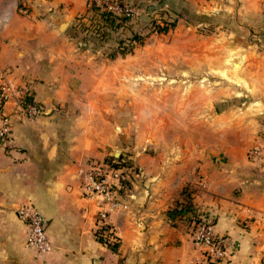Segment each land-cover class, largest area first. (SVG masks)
<instances>
[{
    "label": "crops",
    "instance_id": "0c3cea01",
    "mask_svg": "<svg viewBox=\"0 0 264 264\" xmlns=\"http://www.w3.org/2000/svg\"><path fill=\"white\" fill-rule=\"evenodd\" d=\"M87 8V0H0V70L8 81L25 84L41 109L29 118L12 101L3 106L11 142L0 145V264H192L199 252L190 230L198 216L230 237L226 264H264V158H239L241 147L229 144L196 155L186 144L173 155L127 156L120 207L109 219L118 245L112 250L96 240V207L79 195L78 170L113 155L116 141L111 127L84 120L88 101L80 98L94 95L87 89L94 76L79 60L89 55L75 53L69 32ZM61 19L69 22L58 31ZM236 62L239 70L260 64L256 73L238 74L245 88L236 94L250 100L242 112L252 115L251 145L263 143L264 58ZM26 201L46 221L53 246L47 256L22 247L26 226L15 208Z\"/></svg>",
    "mask_w": 264,
    "mask_h": 264
},
{
    "label": "rangeland",
    "instance_id": "374dc122",
    "mask_svg": "<svg viewBox=\"0 0 264 264\" xmlns=\"http://www.w3.org/2000/svg\"><path fill=\"white\" fill-rule=\"evenodd\" d=\"M109 2L131 14L118 15L112 28L88 8L69 32L94 76L87 84L94 95L80 98L88 101L84 120L111 127L118 152L88 164L123 158L119 165L128 166L136 152L173 155L186 144L194 155L229 144L245 158L254 131L252 115L242 112L250 100L236 94L245 88L238 74L256 73L260 64L239 70L233 62L264 58V0ZM255 135L263 137V129Z\"/></svg>",
    "mask_w": 264,
    "mask_h": 264
},
{
    "label": "built area",
    "instance_id": "2783aa9c",
    "mask_svg": "<svg viewBox=\"0 0 264 264\" xmlns=\"http://www.w3.org/2000/svg\"><path fill=\"white\" fill-rule=\"evenodd\" d=\"M96 5L103 6L108 11L118 15H130V9L118 6L109 0H88ZM25 13V8L20 9ZM30 90L25 84H15L6 79V72L0 70V145H10V122L3 112V106L12 101L17 108L29 118H34L41 113V109L30 97ZM250 159L264 158V142L257 143L246 150ZM126 167L100 162L90 164L85 170H78L81 174L79 195L85 200L91 201L95 207V229L107 227L100 237L106 241H114V234L110 225V215L119 207L117 198L118 190L125 178ZM18 217L26 226V235L22 247L37 255L49 254L53 246L48 240L45 229V219L35 205L30 202H22L16 206ZM113 234V235H112ZM192 246L199 252V256L192 264H226L231 254V239L228 235H220L214 229V224L207 217L198 216L192 221L190 230Z\"/></svg>",
    "mask_w": 264,
    "mask_h": 264
},
{
    "label": "trees",
    "instance_id": "16d2710c",
    "mask_svg": "<svg viewBox=\"0 0 264 264\" xmlns=\"http://www.w3.org/2000/svg\"><path fill=\"white\" fill-rule=\"evenodd\" d=\"M117 5L122 6V4H119V3H117ZM100 7L101 6L98 7V5L94 4L93 2L88 1L89 10L92 11L93 15L96 16L97 19L99 21H101V23H103L107 27H112V28L115 27L116 23H118V17H119L118 14H115V13L108 11V10L105 11V10L101 9ZM163 30H165V29H163ZM30 97H31V94H30ZM115 160H117V159H115ZM122 184H123V182L121 183V185ZM103 230H105V232H106L107 227L102 226L99 229L94 230V235H95L97 241L106 245L110 249L114 250L118 245V239L114 235L113 236L114 241H106V238L104 239V238L100 237V234L102 233Z\"/></svg>",
    "mask_w": 264,
    "mask_h": 264
},
{
    "label": "water",
    "instance_id": "95a60500",
    "mask_svg": "<svg viewBox=\"0 0 264 264\" xmlns=\"http://www.w3.org/2000/svg\"><path fill=\"white\" fill-rule=\"evenodd\" d=\"M69 20L68 19H61V20H57L55 22V28L58 31H62L64 30V28L66 27V25L68 24ZM113 154L118 156V152L114 151Z\"/></svg>",
    "mask_w": 264,
    "mask_h": 264
}]
</instances>
